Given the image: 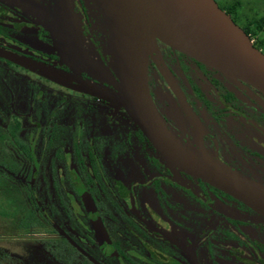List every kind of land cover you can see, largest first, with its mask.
I'll list each match as a JSON object with an SVG mask.
<instances>
[{"label":"flooded vegetation","instance_id":"flooded-vegetation-1","mask_svg":"<svg viewBox=\"0 0 264 264\" xmlns=\"http://www.w3.org/2000/svg\"><path fill=\"white\" fill-rule=\"evenodd\" d=\"M111 47L100 0H0V52L68 77L0 57L23 74L38 113L24 154L28 221L39 211L91 264H264V216L168 164L124 108L98 95H119ZM148 87L185 147L264 186L262 93L156 38Z\"/></svg>","mask_w":264,"mask_h":264},{"label":"water","instance_id":"water-1","mask_svg":"<svg viewBox=\"0 0 264 264\" xmlns=\"http://www.w3.org/2000/svg\"><path fill=\"white\" fill-rule=\"evenodd\" d=\"M111 29V55L118 96L96 90L126 110L160 156L171 166L199 178L264 216V186L198 156L185 147L158 115L148 87V62L154 38L202 64L244 81L264 95V53L216 0H100ZM0 57L66 79L51 68L0 52ZM95 90V89H94ZM87 213L97 216L89 196ZM96 263V262H95ZM98 264V263H96Z\"/></svg>","mask_w":264,"mask_h":264},{"label":"rangeland","instance_id":"rangeland-1","mask_svg":"<svg viewBox=\"0 0 264 264\" xmlns=\"http://www.w3.org/2000/svg\"><path fill=\"white\" fill-rule=\"evenodd\" d=\"M216 1L223 9L240 3L236 24L241 28L264 14V0ZM252 40L264 52V30ZM22 75L0 65V135L9 138L0 140V264H91L78 245L69 242L68 236L61 234L39 211L34 215L35 221L28 222L29 213L36 209L24 191V152L11 136L17 121L21 124L18 141L26 145L35 128L36 115L29 109L31 100ZM2 147H7L4 153ZM7 160L20 163V167L4 168L1 162Z\"/></svg>","mask_w":264,"mask_h":264},{"label":"trees","instance_id":"trees-1","mask_svg":"<svg viewBox=\"0 0 264 264\" xmlns=\"http://www.w3.org/2000/svg\"><path fill=\"white\" fill-rule=\"evenodd\" d=\"M240 5L239 2H235L233 5H227L224 9L221 8L222 10H224L228 15H230L232 17V19L234 20L235 23H237V13H236V9L237 7ZM246 34L250 37V39L252 40L253 39V36L257 35L259 32L263 31L264 30V14L259 17V18H256L254 19L253 21H251L246 27H243L242 28ZM259 49V48H258ZM35 103H37L38 101L37 100H34ZM36 118H38V113L36 114ZM49 130V129H48ZM35 131H37L35 129ZM34 131V132H35ZM21 132V124L19 122L16 121L15 125H14V128L11 130V136L13 137V139L15 140V142L17 143V145L23 150L24 154H27V155H33V151L31 149L28 148V146H26L25 144L21 143L19 139V136H20V133ZM50 135L51 137L53 138L54 135H55V131H50ZM49 133V131H48ZM9 138L7 136H2L0 135V140L2 141H7ZM6 148L7 147H2V152L4 153L6 151ZM7 157V155L5 156ZM8 158V157H7ZM2 166L6 169H11L12 166L16 165L15 162L13 161H2ZM12 170V169H11ZM68 216L71 218V212H67ZM33 218L32 217L31 221L33 222ZM29 222V221H28ZM30 222V224L32 223ZM26 225V224H25ZM75 227V226H73ZM77 230L81 233V234H85V232L87 231V228L86 227H82V226H78L77 227ZM97 259H100V257L98 256H95ZM102 258V257H101Z\"/></svg>","mask_w":264,"mask_h":264}]
</instances>
